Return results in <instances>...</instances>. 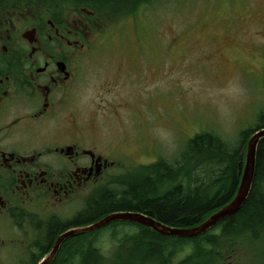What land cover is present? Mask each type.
I'll list each match as a JSON object with an SVG mask.
<instances>
[{"label":"flooded vegetation","instance_id":"flooded-vegetation-1","mask_svg":"<svg viewBox=\"0 0 264 264\" xmlns=\"http://www.w3.org/2000/svg\"><path fill=\"white\" fill-rule=\"evenodd\" d=\"M154 2L0 0V264H39L59 236L108 215L94 210L97 191L115 184L113 171L131 169L114 154L117 144L98 138V122L105 117L119 123L142 102L125 54L115 55L116 68L102 94L88 96L94 48L111 27L120 28L136 15L137 7ZM224 49L216 50V57ZM135 80L130 94L119 89ZM112 154L117 158L112 160ZM146 215L163 222L157 214ZM145 230L157 233L138 223L113 221L66 238L49 264H115L117 258L120 264H143L142 248L156 250L135 242ZM212 232L222 235L223 228ZM124 238H133V244L121 243ZM223 238L217 245L193 242L176 252L153 251L144 264H256L242 242ZM81 240L69 263L66 245ZM196 251L198 260L191 261Z\"/></svg>","mask_w":264,"mask_h":264},{"label":"rangeland","instance_id":"rangeland-1","mask_svg":"<svg viewBox=\"0 0 264 264\" xmlns=\"http://www.w3.org/2000/svg\"><path fill=\"white\" fill-rule=\"evenodd\" d=\"M136 10L95 45L87 81L88 96H100L116 68L115 55L125 54L139 82L141 109L119 123L105 117L98 122V138L117 144L114 154L131 169L111 173L114 188L140 165L159 159L175 163L198 133L215 132L236 144L264 110V0H155L153 7ZM127 85L119 89L130 94L136 80ZM129 146L132 154L124 150ZM114 154L110 158H117ZM133 238L121 243L131 245ZM263 239L257 240L264 247ZM253 255L259 264L264 250Z\"/></svg>","mask_w":264,"mask_h":264},{"label":"trees","instance_id":"trees-1","mask_svg":"<svg viewBox=\"0 0 264 264\" xmlns=\"http://www.w3.org/2000/svg\"><path fill=\"white\" fill-rule=\"evenodd\" d=\"M258 119L256 126L241 131L236 144H230L215 132H201L187 141L175 163L159 159L140 166L136 171L127 172L123 178L116 180L120 185L123 182L121 187H106L97 191L94 210L105 214L113 211L157 214L170 226H190L202 222L234 197L241 179L240 163L245 161L246 141L257 130L264 128V110L258 114ZM218 227L223 228L222 235L211 233ZM221 236L242 242L254 261L256 249L264 250L257 240L264 237V137L257 149L251 192L238 212L198 237L179 238L145 230L136 235L135 242L156 248H142L141 260L144 264L151 259L153 251L157 254L176 252L182 245L193 242L197 245H217L224 239ZM172 241L176 243L174 249L161 247V244ZM84 242L81 240L75 246L66 245L64 255L70 259L69 263ZM205 249L210 251L208 247ZM198 253H193L191 261L198 260ZM259 264H264V259Z\"/></svg>","mask_w":264,"mask_h":264},{"label":"water","instance_id":"water-1","mask_svg":"<svg viewBox=\"0 0 264 264\" xmlns=\"http://www.w3.org/2000/svg\"><path fill=\"white\" fill-rule=\"evenodd\" d=\"M263 137L264 128L257 130L254 134L249 137V139L247 140V146L244 148V152L247 151L245 162L240 163L241 180L239 182L235 196L228 203H226L214 213H212L202 223L193 227L179 228L165 225L164 223L157 221L156 219L142 212H113L90 226L84 228H75L59 236L49 256L44 258L39 264H49V262L54 258L55 254L57 253L59 247L61 246V243L66 238L85 233L88 230H94L97 228L104 227L107 224L116 220L136 222L157 231L159 234L173 237L194 238L206 233L212 227L217 225L220 221L238 212L244 202L247 200L254 182L258 145Z\"/></svg>","mask_w":264,"mask_h":264}]
</instances>
